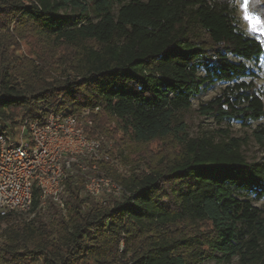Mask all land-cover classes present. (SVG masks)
Listing matches in <instances>:
<instances>
[{"label":"trees","instance_id":"trees-1","mask_svg":"<svg viewBox=\"0 0 264 264\" xmlns=\"http://www.w3.org/2000/svg\"><path fill=\"white\" fill-rule=\"evenodd\" d=\"M263 54L236 0H0V122L89 110L87 136L113 142L96 164L125 190L99 200L76 170L64 207L43 209L36 189L30 214L0 216V264H264V209L245 196L264 197V161L230 130L189 138L185 121L204 86L226 83L201 115L264 145V88L248 65ZM151 144L162 149L133 170L113 165L117 145Z\"/></svg>","mask_w":264,"mask_h":264},{"label":"built area","instance_id":"built-area-1","mask_svg":"<svg viewBox=\"0 0 264 264\" xmlns=\"http://www.w3.org/2000/svg\"><path fill=\"white\" fill-rule=\"evenodd\" d=\"M88 114L85 110L78 117L50 108L42 109L36 119L20 116L15 124L0 122V216L30 214L36 189L43 209L50 200L63 208L65 180L76 170L84 175L96 172L86 182V194L124 195L121 184L99 175L96 166H86V161L99 160L102 153L101 140L87 136L92 125Z\"/></svg>","mask_w":264,"mask_h":264},{"label":"rangeland","instance_id":"rangeland-1","mask_svg":"<svg viewBox=\"0 0 264 264\" xmlns=\"http://www.w3.org/2000/svg\"><path fill=\"white\" fill-rule=\"evenodd\" d=\"M240 0H236V7H237V17L239 21L240 27L245 31V33L253 38H256L260 41H264V34L260 33H250L249 32V24L244 19L243 12L240 9L239 6ZM253 12L261 15L264 17V0H255V6L251 9ZM68 14H77L71 13L68 11ZM79 17L74 16L72 20H76V18ZM97 19L95 15L90 11L86 17L82 18V23L93 21L95 22ZM264 45V44H263ZM19 54H22L23 56H27L30 54V46L28 43L26 44L21 43L19 46ZM248 65L250 68L255 72L259 77L258 84L260 87L264 88V54L260 57L258 61H252L249 62ZM226 87V83L218 82L216 84L210 85L208 87L204 86L202 88V91L194 96L192 99V107L188 111V113L185 116V121L187 124V131L189 138H196L199 136H210L215 138V140H218L222 133L220 130H230L232 136L235 137H241V138H247V143L242 147V151L250 162H261L264 161V145H259L255 139L252 137V129L243 127L239 122L236 121H224L222 123H218L213 117H207L201 115L199 108L202 104L210 101L217 95H219L223 89ZM257 122L254 124L256 125ZM102 142V153L100 155V159L107 157L110 158V151L113 149V142H109L104 138H98ZM123 148L121 145H117L116 154L120 158V160H113V165L116 167L118 172H124L127 173L139 164V162L144 158H153L154 155L157 154V152L162 149V146L159 144H151L146 147H140L143 151L139 152L136 149L137 152H133L135 148L130 147L126 148L124 146ZM172 148V147H171ZM124 157H127L125 159ZM122 160V161H121ZM96 159H91L86 163V166L89 168H94L95 166L99 170V175L101 176H107L111 180L114 181V179L111 176L106 175L105 172H103L98 164H96ZM96 172L88 171L85 175L81 173V176L84 179V193H87L85 190L86 182L88 178L92 177ZM245 194V193H244ZM107 196H112L114 198H117L115 195L107 194V192H103L100 197L97 199H107ZM245 196L252 200L254 205L259 206L264 209V197L261 199H258L254 194L246 193ZM264 244V240H263ZM201 264H239L238 257H233L230 261H227L224 259L222 254H217V258L205 260Z\"/></svg>","mask_w":264,"mask_h":264},{"label":"snow or ice","instance_id":"snow-or-ice-1","mask_svg":"<svg viewBox=\"0 0 264 264\" xmlns=\"http://www.w3.org/2000/svg\"><path fill=\"white\" fill-rule=\"evenodd\" d=\"M254 4L255 0H240L239 6L243 12L244 19L249 24V32L264 34V17L251 10ZM261 43L264 44V41H261Z\"/></svg>","mask_w":264,"mask_h":264}]
</instances>
